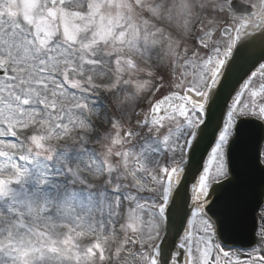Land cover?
<instances>
[{
  "label": "rangeland",
  "instance_id": "1",
  "mask_svg": "<svg viewBox=\"0 0 264 264\" xmlns=\"http://www.w3.org/2000/svg\"><path fill=\"white\" fill-rule=\"evenodd\" d=\"M229 1L0 0V264L155 263L167 186L203 112L152 116L208 83L210 58L233 44L223 27L247 18ZM263 81L236 102L207 190L228 175L236 121H264ZM201 214L189 264H264V205L248 252L223 247Z\"/></svg>",
  "mask_w": 264,
  "mask_h": 264
},
{
  "label": "water",
  "instance_id": "2",
  "mask_svg": "<svg viewBox=\"0 0 264 264\" xmlns=\"http://www.w3.org/2000/svg\"><path fill=\"white\" fill-rule=\"evenodd\" d=\"M234 4L252 9L239 0H235ZM229 33L230 30L226 31L227 35ZM263 64L264 7L255 23L238 33L234 51L226 58L221 72L211 86L207 105L203 108L205 119L196 131L188 159L174 173L179 178L163 210L166 230L159 245L157 264H186L187 249L180 241L192 215L193 187L205 170L209 156L226 127L234 102L243 92L251 74ZM4 72V68L0 67V73ZM180 101L177 95L170 96L162 102L160 109L162 112L171 110ZM235 131L236 136L228 152L231 178L212 187L208 198L213 197L214 200L206 210L216 220L220 235L230 233L232 225L241 224L239 227L244 229L245 235L254 238L252 226L264 196V166L260 161L264 125L255 119L241 118ZM248 215H252L253 219L245 218L239 222L238 219Z\"/></svg>",
  "mask_w": 264,
  "mask_h": 264
},
{
  "label": "bare ground",
  "instance_id": "3",
  "mask_svg": "<svg viewBox=\"0 0 264 264\" xmlns=\"http://www.w3.org/2000/svg\"><path fill=\"white\" fill-rule=\"evenodd\" d=\"M250 17L247 18V21L250 22ZM222 66V58L221 57H217L215 58L213 61H211L208 65V71H209V75L212 77H216L217 74L219 73L220 69ZM209 93V88L207 86L204 87L202 92H196L193 89H188L187 91V96L186 98L189 100V102L197 107H203L205 106L206 102H207V96ZM214 151L215 148L211 154V158L214 157ZM206 172V171H205ZM203 173L200 175L198 181L196 182L195 186L193 187V199L195 201H202L205 199L206 197V173ZM132 177L134 178V180L136 181L137 185L145 190V191H151V187L146 185L144 182H142L136 175L132 174ZM176 179L173 180L172 184H171V190H173L174 184H175ZM204 205H202V207H198L199 211L206 216V212L204 211ZM201 214V218H204V216ZM207 217V216H206ZM187 235V234H186ZM185 235L184 238H186L187 236Z\"/></svg>",
  "mask_w": 264,
  "mask_h": 264
}]
</instances>
